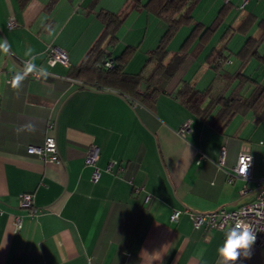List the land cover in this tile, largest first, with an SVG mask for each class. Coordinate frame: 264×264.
<instances>
[{"label": "crops", "instance_id": "0c3cea01", "mask_svg": "<svg viewBox=\"0 0 264 264\" xmlns=\"http://www.w3.org/2000/svg\"><path fill=\"white\" fill-rule=\"evenodd\" d=\"M111 1L114 7L105 4ZM240 1L231 0L236 23L228 24L220 40L232 29H254L253 37L264 33V0H248L242 10ZM123 6L124 0H28L24 6L0 0V39L11 45L9 55L0 53V264H217L224 233L194 228L189 212L231 210L253 197L240 196V180H226L241 149L252 156L253 178L264 175V114L257 122L252 112L235 116L220 131L209 123L215 110L201 118L176 95L183 82L196 87L193 76L205 66L213 76L206 87L196 88L210 97L230 92L226 83L240 61L231 54L216 71L213 57L218 51L224 56L236 52L246 38L235 51L209 46L230 13L208 43L187 55L150 108L113 89L79 86L88 76H76L74 68L103 31L98 14ZM10 16L17 25L9 28ZM126 18L132 24L123 37L116 32L119 41L111 52L116 56L125 46L136 47L125 71H142L138 90L143 93L154 64L143 67L142 57L157 45L166 25L143 9ZM178 31L168 43V56L187 36ZM47 44L66 49L69 66L47 65ZM263 46L264 39L257 49L264 57ZM29 47L35 64L50 74L39 79L29 74L13 89L9 81L20 60L30 59L25 56ZM252 59L259 63L258 74H247ZM252 59L241 71L264 84V63ZM226 63L233 67L225 68ZM251 88L246 83L240 94L246 96ZM48 121L54 123L61 163L45 162L27 149L43 142ZM187 121L182 136L178 130ZM89 144L99 149L96 182L90 179L93 167L84 163ZM111 160L115 164L107 171ZM23 192L32 195L33 215L18 206ZM173 210L181 211L177 221L170 220ZM15 216L22 218L17 231ZM235 264H264V249L253 244L249 258Z\"/></svg>", "mask_w": 264, "mask_h": 264}, {"label": "trees", "instance_id": "16d2710c", "mask_svg": "<svg viewBox=\"0 0 264 264\" xmlns=\"http://www.w3.org/2000/svg\"><path fill=\"white\" fill-rule=\"evenodd\" d=\"M27 1L18 0L20 6H24ZM198 2L199 0H124V6L120 11H103L98 14L103 24V31L81 63L74 68L76 76H88V80H80L79 86L86 88L90 84L91 86L96 85L98 88L113 89L129 97L136 105L152 107L157 95L164 91L165 86L181 67L187 55L194 48L201 47L210 41L233 8L231 1L222 2L216 17L208 25H204L199 21L195 23L193 21L192 10ZM139 9H143L147 14L163 21L166 25L157 45L146 52L143 67L149 63H153L154 67L145 77L148 88L143 93L138 90L139 83L144 78L142 71L137 73L125 71L126 64L136 47L125 46L116 56H112L111 52V48L119 41L116 32L123 21L131 11ZM188 25H191V28L187 36L179 48L171 56H168L169 41L180 27ZM260 26L264 30V24L260 23ZM105 39H107V46H102ZM263 39L264 33L258 37L249 36L239 50L234 53L230 52L227 56L222 55L220 51L216 52L213 57L215 63L213 69L216 71L231 54L240 61V66L226 83L228 88L231 86L230 92L227 94L221 92L215 97H210L194 85L183 82L176 95L192 113L201 118H207L215 110L209 123L217 130L223 131L235 116L244 115L247 112H252L254 122H257L264 114V84L252 80L243 74L241 69L252 58L264 63V57L257 50ZM111 58H113L111 66L106 67L104 61L111 60ZM246 83L251 84L252 88L243 97L240 91ZM232 84L234 85L232 86Z\"/></svg>", "mask_w": 264, "mask_h": 264}, {"label": "built area", "instance_id": "2783aa9c", "mask_svg": "<svg viewBox=\"0 0 264 264\" xmlns=\"http://www.w3.org/2000/svg\"><path fill=\"white\" fill-rule=\"evenodd\" d=\"M231 0H222V2H230ZM248 2V0H241L238 5V9H242L243 6ZM17 23L13 16H10L7 20V26L14 27ZM45 62L49 66H53L57 63L63 66H69L68 52L64 48L58 46L47 44L44 49ZM26 60H20L19 69L23 71L24 64ZM111 60L104 61L106 67L111 66ZM38 68H41L37 66ZM50 74L48 71L41 74L40 72L31 73L33 78L39 79L42 75ZM81 83V82H80ZM47 129L49 133L45 136L43 142L39 145L28 146V152L37 155L40 159L45 162L50 163H61L59 158L56 141L54 136V123L52 121L47 122ZM189 122L183 123L178 133L184 135L188 129ZM99 156V149L95 144H89L84 150V163L88 166L93 167L90 179L92 182H96L100 175V170L96 166V162ZM251 157L249 166L247 170L244 168L242 161L247 162V159ZM223 155L220 157L219 164L222 165ZM115 164L114 160H111L107 166L106 170L110 171L112 165ZM226 180L229 183L235 180H240L242 182L241 188L239 189L240 196L244 197L253 193V197L238 207L227 210L225 208H220L212 212H189V217L191 224L194 228H204L218 229L221 230L224 235L227 229L234 225L237 220L243 219L253 225L255 230L256 240L254 245L264 249V175L259 178H253L252 176V156L248 150L241 149L236 158L235 165L231 170L226 171ZM254 185L256 188L253 190ZM135 191H138L136 188ZM147 198V197H146ZM18 206L20 208L27 209L29 215H33L36 212L34 208L32 195L28 192L20 193L18 196ZM180 210H173L170 215V220L177 221L180 215ZM22 224V218L20 216H15L13 218L14 230H19Z\"/></svg>", "mask_w": 264, "mask_h": 264}, {"label": "rangeland", "instance_id": "374dc122", "mask_svg": "<svg viewBox=\"0 0 264 264\" xmlns=\"http://www.w3.org/2000/svg\"><path fill=\"white\" fill-rule=\"evenodd\" d=\"M104 1H102L103 3ZM222 0H200L197 5L195 6V8L193 9L192 15L194 17V23L197 21H202L205 25L209 24L212 19L215 17L216 12L218 10L219 5L221 4ZM239 0H235V4L238 3ZM104 4V3H103ZM106 5L110 6V7H114L115 4H113V2H105ZM152 17V16H151ZM235 17L236 16V11L233 10L230 15L228 16V18L226 19V21L224 22V24L220 27V29L216 32V34L214 35V37L212 38V40L210 41V48L212 47H216L217 49L222 48L223 46L227 47L228 49H225V52L228 51H235L240 44L245 40V38H247L248 36L253 34V30H247V29H235V30H229V33H227L226 35H224L220 40L221 35L223 34V32L225 31L226 27L228 26V24H235ZM132 24V21L129 18H126L125 21L123 22V24L120 26L119 30H118V37H123L125 35V32H127V28L129 27V25ZM189 26H183L182 28H180V30L178 31L179 35L184 33V37L187 35V30H188ZM191 27V26H190ZM131 29V28H129ZM127 30V31H126ZM124 33V34H123ZM184 39V38H183ZM182 39V40H183ZM125 45V44H124ZM230 49V50H229ZM262 52H264V46L261 49ZM138 52V50H136ZM224 51V50H223ZM139 53H137L138 56ZM142 59L145 61L144 56L142 57ZM233 57L230 58V61L233 62ZM228 62V61H227ZM252 63H250V65H248V69H247V74L248 73H260L259 68L257 69V66H259L258 61L253 60L251 61ZM150 65V64H148ZM147 65V66H148ZM146 66V67H147ZM145 67V68H146ZM233 65H228V63H226V67L227 69L232 68ZM145 68H143L145 71ZM253 71V72H251ZM213 76V70H208V68L205 66L204 68H200L195 72V75L193 76V79L196 81V87L199 89H203L204 87H206L207 81ZM248 113V112H247ZM246 113V114H247ZM241 115V116H245ZM239 115H237L236 117H238ZM237 120V119H235ZM234 120V121H235ZM232 127L234 126L231 125ZM230 127V128H232Z\"/></svg>", "mask_w": 264, "mask_h": 264}, {"label": "clouds", "instance_id": "9594fccd", "mask_svg": "<svg viewBox=\"0 0 264 264\" xmlns=\"http://www.w3.org/2000/svg\"><path fill=\"white\" fill-rule=\"evenodd\" d=\"M10 48L11 45L6 39H0V53L7 56L10 54ZM32 53L33 49L29 47L25 52V56L30 59L26 60L23 71L17 69L9 81L13 89H19L22 86V82L31 73H46V69L37 67L35 64L36 57L32 56ZM28 127L31 128V125ZM261 146H264V141L261 142ZM250 159L251 157L247 159V162L242 161L246 170L249 166ZM255 240L256 235L253 225L245 222L243 219L237 220L233 226L227 229L223 243L217 249L219 256L217 264H235L238 259L249 258L250 249L255 243Z\"/></svg>", "mask_w": 264, "mask_h": 264}, {"label": "water", "instance_id": "95a60500", "mask_svg": "<svg viewBox=\"0 0 264 264\" xmlns=\"http://www.w3.org/2000/svg\"><path fill=\"white\" fill-rule=\"evenodd\" d=\"M111 61H113V58H111Z\"/></svg>", "mask_w": 264, "mask_h": 264}]
</instances>
